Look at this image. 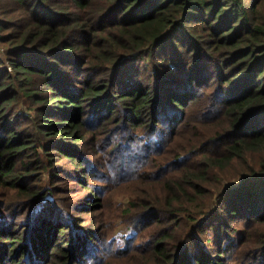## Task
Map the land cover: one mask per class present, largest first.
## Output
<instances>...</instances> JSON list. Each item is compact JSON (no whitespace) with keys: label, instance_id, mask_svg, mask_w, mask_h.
Masks as SVG:
<instances>
[{"label":"trees","instance_id":"16d2710c","mask_svg":"<svg viewBox=\"0 0 264 264\" xmlns=\"http://www.w3.org/2000/svg\"><path fill=\"white\" fill-rule=\"evenodd\" d=\"M0 264H264V0H0Z\"/></svg>","mask_w":264,"mask_h":264},{"label":"rangeland","instance_id":"374dc122","mask_svg":"<svg viewBox=\"0 0 264 264\" xmlns=\"http://www.w3.org/2000/svg\"><path fill=\"white\" fill-rule=\"evenodd\" d=\"M25 105H26V104H25ZM25 105H24V106H25ZM107 175H108V174H107ZM111 177L113 178V176H111ZM111 177H110V178H111ZM112 180H114V179H112ZM224 184H225V185H229V183H227V182H224ZM114 191H115V189H114V190L110 189V196L113 197V203H114V202H118V201H122V203H125L127 197H126V196H125V197H120L119 195H115V196H114V194H115ZM79 199H81V198L79 197ZM100 216H102V214H101ZM85 217H87L88 220L90 219V217H88V216H86V215H85ZM195 217H196V216H195ZM198 217L201 218L202 215L199 214ZM123 233H125V230H123V228H122L121 226H119V227H118V230H117V232H116V238H117L118 240H120V237H121V235H122Z\"/></svg>","mask_w":264,"mask_h":264},{"label":"clouds","instance_id":"9594fccd","mask_svg":"<svg viewBox=\"0 0 264 264\" xmlns=\"http://www.w3.org/2000/svg\"><path fill=\"white\" fill-rule=\"evenodd\" d=\"M132 234V230L129 229L128 235L130 236Z\"/></svg>","mask_w":264,"mask_h":264}]
</instances>
